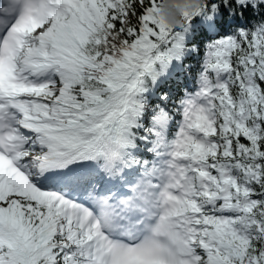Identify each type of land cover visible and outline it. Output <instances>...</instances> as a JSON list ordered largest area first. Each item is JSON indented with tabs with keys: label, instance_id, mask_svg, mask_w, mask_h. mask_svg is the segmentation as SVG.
Listing matches in <instances>:
<instances>
[{
	"label": "snow or ice",
	"instance_id": "snow-or-ice-1",
	"mask_svg": "<svg viewBox=\"0 0 264 264\" xmlns=\"http://www.w3.org/2000/svg\"><path fill=\"white\" fill-rule=\"evenodd\" d=\"M0 0V264H264V0Z\"/></svg>",
	"mask_w": 264,
	"mask_h": 264
},
{
	"label": "clouds",
	"instance_id": "clouds-1",
	"mask_svg": "<svg viewBox=\"0 0 264 264\" xmlns=\"http://www.w3.org/2000/svg\"><path fill=\"white\" fill-rule=\"evenodd\" d=\"M203 3L204 0H161L159 15L165 24L180 27L184 23L182 13L192 12Z\"/></svg>",
	"mask_w": 264,
	"mask_h": 264
}]
</instances>
